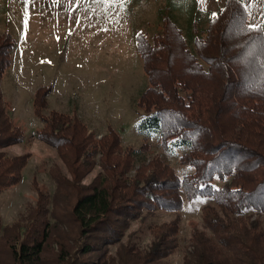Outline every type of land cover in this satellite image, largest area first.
Returning a JSON list of instances; mask_svg holds the SVG:
<instances>
[{
	"label": "trees",
	"instance_id": "16d2710c",
	"mask_svg": "<svg viewBox=\"0 0 264 264\" xmlns=\"http://www.w3.org/2000/svg\"><path fill=\"white\" fill-rule=\"evenodd\" d=\"M195 19L186 32L165 14L160 33L136 36L146 73L137 132L155 137L180 171L158 155L147 162L150 143L127 148L113 127L95 137L75 112L48 109L50 86L37 88L32 110L43 123L33 133L57 148L71 177L53 165V195L35 178L23 221L5 227L0 217V251L14 264H169L180 209L197 199L203 221L190 230L183 264H264V30L250 27L238 0L210 13L203 33ZM14 45L0 33V81ZM3 96L0 85V148L27 136ZM28 158L0 149V193L23 179ZM97 163L102 170L83 182ZM159 209L175 215L157 220Z\"/></svg>",
	"mask_w": 264,
	"mask_h": 264
},
{
	"label": "rangeland",
	"instance_id": "374dc122",
	"mask_svg": "<svg viewBox=\"0 0 264 264\" xmlns=\"http://www.w3.org/2000/svg\"><path fill=\"white\" fill-rule=\"evenodd\" d=\"M172 1L0 0V33L9 32L15 40L12 62L5 69L0 85L3 97L14 110V118L27 129L25 141L0 149L11 155L29 154L23 179L0 193V217L5 227L23 221L31 209L36 197L33 179L53 195L55 181L49 173L51 167L58 165L70 176L57 148L33 133L43 122L32 110L33 105L28 104L29 95L32 91L35 94L41 85L55 89L46 96L48 109L75 112L88 123L95 137L100 138L113 127L120 131L127 148L142 146L145 141L150 143L147 162L158 155L175 169H182L177 157L166 156L156 146L155 137L145 140L137 132L135 100L146 85V73L136 36L142 32L152 38L160 33L163 15L169 13L186 32L189 20L196 18L195 24L204 29L203 33L210 13L223 10L229 0L205 3L174 0L180 6L176 10ZM238 1L247 11V23L264 29V0ZM138 167L139 162L128 171V176H133ZM101 170L102 165L97 163L83 182H91ZM204 203V199L184 202L180 209L178 246L165 258L169 264H183L185 253L193 249L190 230L203 221ZM174 215L159 209L157 220H168ZM131 227L137 229L139 223L133 222ZM149 237V233L143 234L141 241L146 242ZM53 248L57 246L54 244ZM3 257L7 258L4 264H14L8 251Z\"/></svg>",
	"mask_w": 264,
	"mask_h": 264
},
{
	"label": "crops",
	"instance_id": "0c3cea01",
	"mask_svg": "<svg viewBox=\"0 0 264 264\" xmlns=\"http://www.w3.org/2000/svg\"><path fill=\"white\" fill-rule=\"evenodd\" d=\"M36 89H37V88H36ZM53 90H55L54 87L50 85V93H51ZM33 92H34V91H32L31 94L29 95V96H31V100H29V102H28V104H30V105L32 104V99H33V95H34ZM50 96H51V95H50ZM49 103H50V99H49ZM15 109L17 110L18 108H15ZM28 138H29V137H28ZM26 139H27V137L25 138V140H26ZM25 140H23V141H25ZM23 141H22V142H23Z\"/></svg>",
	"mask_w": 264,
	"mask_h": 264
},
{
	"label": "snow or ice",
	"instance_id": "6c2138e0",
	"mask_svg": "<svg viewBox=\"0 0 264 264\" xmlns=\"http://www.w3.org/2000/svg\"><path fill=\"white\" fill-rule=\"evenodd\" d=\"M113 2H115V0H113ZM206 0H201V3H205ZM250 27H253V28H259V26H250ZM261 30H264V29H261ZM139 35V34H138Z\"/></svg>",
	"mask_w": 264,
	"mask_h": 264
}]
</instances>
